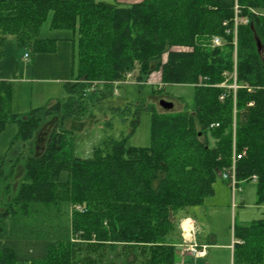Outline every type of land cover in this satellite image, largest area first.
Returning <instances> with one entry per match:
<instances>
[{
	"label": "trees",
	"instance_id": "obj_1",
	"mask_svg": "<svg viewBox=\"0 0 264 264\" xmlns=\"http://www.w3.org/2000/svg\"><path fill=\"white\" fill-rule=\"evenodd\" d=\"M49 13L50 29L76 35L77 76L65 83L63 101L22 117L10 111V82L0 80V132L17 123V137L26 142L48 131L51 120L44 118L58 122L40 156L17 154L7 173L0 172L12 179L24 160L23 182L0 210V221L27 214L37 203L68 204L70 230L79 242L57 241L43 259L31 262L2 248L0 264H101L94 257L98 250L116 244L144 255L143 264H175L169 238L178 215L212 196L215 181L231 165L233 144L238 154L245 153L236 161L238 180L255 176L256 203L264 205V0H141L126 7L103 0H0V47L12 36L18 47L54 53L56 41L39 38ZM215 37L219 46L210 45ZM160 68L163 86L195 85L191 107L176 113L143 104L112 107L113 118L129 122L128 135L89 159L60 155L69 132L60 125L86 113L87 92L95 102L108 100L130 73L136 83L145 82ZM233 73L235 91L222 86L233 82ZM144 110L152 112L151 145L137 148L127 137ZM59 127L62 135L56 136ZM3 189L11 190L10 182ZM233 235L240 241L233 264H264V219L235 227Z\"/></svg>",
	"mask_w": 264,
	"mask_h": 264
},
{
	"label": "rangeland",
	"instance_id": "obj_2",
	"mask_svg": "<svg viewBox=\"0 0 264 264\" xmlns=\"http://www.w3.org/2000/svg\"><path fill=\"white\" fill-rule=\"evenodd\" d=\"M51 17L52 14L49 13L41 25L39 38L56 41L54 53L38 54L27 47H18L12 36H7L0 47V79L10 82L12 90L10 111L14 115L22 117L34 109L46 108L63 101L66 98L65 83L77 76L76 35L68 30L50 29ZM210 45L212 46V43ZM186 50L188 49L185 47L170 48V51L174 52H185ZM262 53L264 58V52ZM165 62L166 54L162 56V63ZM127 78L130 79L119 81L122 83L116 84L119 87H115L113 96L108 100L95 102L94 96H91L90 92L86 93L84 99L87 104L86 113L80 120L70 118L60 125L61 128L69 131L65 134L60 155L67 158L72 156L81 160L89 159L95 150L102 149L106 144L128 135L129 122L123 123L113 118L110 113L112 107L124 106L127 103L143 104L145 107H154L155 111L160 113L163 109L159 102L164 100L173 104L169 112L176 113L182 111L185 106L191 107L192 105L193 86L195 85L163 86L161 68L153 72L145 82L136 83L132 73L127 75ZM44 119L51 120L48 131L45 128L39 130L34 133L31 140L26 142L17 137L19 136L17 123L9 122L5 125L0 132V172L7 173L9 165L13 163L11 160L17 154L26 155L33 151L41 155L46 144L44 140L57 122L54 116L51 119L50 117ZM108 122L112 123L110 127H107ZM151 122L152 112L142 111L139 124L127 137L130 146L150 147ZM61 128L56 130V136L62 135ZM19 163L12 179L0 177V210L5 208L18 186L23 182L24 160L22 159ZM60 178L64 180L65 175ZM8 182L11 184V190L4 191L3 188ZM27 210V214H16L0 221L3 229L0 249L12 250L17 260L26 262L41 260L45 257L48 246L57 241L72 238L75 244L79 242L70 230L71 209L68 204L45 206L37 203ZM188 213L197 219L198 223L202 222L205 232L203 239L215 244L207 247L206 257L194 259L186 251L179 226L183 220L184 224L189 223L190 218L181 219L175 224L170 236L172 240L169 238V242L175 244V264H233L234 244L240 242L234 237L233 229L264 219V205L256 203L254 181H247L232 192L226 182L221 179L220 173V178H217L213 185L212 196L207 197L201 206L189 208ZM178 216L184 217V214ZM228 244H230V249L225 246ZM123 246L125 245L116 244L112 250L104 247L103 250L99 249L98 256L94 257H100L101 264H143L144 255L139 254L135 249H125ZM177 247H179L178 250Z\"/></svg>",
	"mask_w": 264,
	"mask_h": 264
},
{
	"label": "built area",
	"instance_id": "obj_3",
	"mask_svg": "<svg viewBox=\"0 0 264 264\" xmlns=\"http://www.w3.org/2000/svg\"><path fill=\"white\" fill-rule=\"evenodd\" d=\"M237 22L238 21L235 19V26H236ZM242 22H244V21H242ZM235 26H234V35L236 34ZM220 44L221 43H220V40L218 38H216V37L213 38L212 46H219ZM187 49L188 50H186L185 52L191 51V48H187ZM180 52H182V51H180ZM25 57H27V55H25ZM232 78H233V82L230 85H222V86L230 88L233 91H235L237 89V85L235 83V80H236V74L235 73L232 74ZM116 84L118 85L119 83L117 82ZM200 84H201V78L199 79L197 86H199ZM222 98L223 97H220V99H222ZM214 126L217 127L218 124L211 125V127H214ZM244 154H245L244 152L241 154H238L236 152V150L234 148V144H233L231 165L227 169H223L221 172L222 180H224L228 184V186L230 187L232 192L239 189L240 181L238 180L237 175H236V161L239 160ZM255 179H256L255 176L251 177V180L254 181ZM188 220H189V223L184 224L185 221L183 220L179 224L180 229H181V233H182V237L185 241L184 246H185L188 254L191 255L194 259L203 258L206 255L207 246L200 244L197 241L198 229L196 228V226L192 220H190V219H188Z\"/></svg>",
	"mask_w": 264,
	"mask_h": 264
},
{
	"label": "crops",
	"instance_id": "obj_4",
	"mask_svg": "<svg viewBox=\"0 0 264 264\" xmlns=\"http://www.w3.org/2000/svg\"><path fill=\"white\" fill-rule=\"evenodd\" d=\"M141 0H105V2H108V3H116L117 5H119V6H122V7H126V6H130V5H133V4H136V3H138V2H140ZM154 79V78H153ZM0 80H4V79H0ZM158 80H159V82H160V76H159V78H158ZM6 81H8V80H6ZM245 182H247V181H242L241 182V184H240V186L243 184V183H245ZM227 184V183H226ZM180 214H184V217H179V219H178V222H180L181 221V219H184V218H190V219H192V221L194 222V224H196V227H197V229H198V234H197V241L200 243V244H202V243H204L203 245H207L208 247L209 246H213L215 243L214 242H212V241H205L204 239H203V235H205V232H204V229H203V227H202V222H197V219H195L194 217H192L191 215H189V213H188V209L185 211V212H183V213H180ZM188 222V221H187ZM205 228V227H204ZM226 247H228L229 249L231 248L230 247V244H228V245H225ZM179 249V247H177V250ZM232 252V251H231ZM207 256V251H206V255H205V257Z\"/></svg>",
	"mask_w": 264,
	"mask_h": 264
},
{
	"label": "water",
	"instance_id": "obj_5",
	"mask_svg": "<svg viewBox=\"0 0 264 264\" xmlns=\"http://www.w3.org/2000/svg\"><path fill=\"white\" fill-rule=\"evenodd\" d=\"M257 48H258V49L260 48V43H259V41H257ZM159 104H160L161 108H162L163 110H165V111H169V110H171V109L173 108V104H172V103L167 102V101H164V100H161V101L159 102Z\"/></svg>",
	"mask_w": 264,
	"mask_h": 264
}]
</instances>
